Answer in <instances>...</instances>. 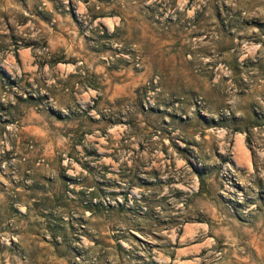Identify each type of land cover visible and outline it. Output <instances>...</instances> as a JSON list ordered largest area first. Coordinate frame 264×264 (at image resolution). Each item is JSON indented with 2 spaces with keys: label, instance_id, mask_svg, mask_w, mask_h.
Masks as SVG:
<instances>
[{
  "label": "rangeland",
  "instance_id": "1",
  "mask_svg": "<svg viewBox=\"0 0 264 264\" xmlns=\"http://www.w3.org/2000/svg\"><path fill=\"white\" fill-rule=\"evenodd\" d=\"M0 264H264V0H0Z\"/></svg>",
  "mask_w": 264,
  "mask_h": 264
}]
</instances>
